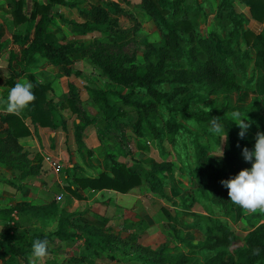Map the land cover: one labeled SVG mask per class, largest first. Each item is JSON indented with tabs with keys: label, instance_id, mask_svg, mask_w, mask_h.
<instances>
[{
	"label": "trees",
	"instance_id": "16d2710c",
	"mask_svg": "<svg viewBox=\"0 0 264 264\" xmlns=\"http://www.w3.org/2000/svg\"><path fill=\"white\" fill-rule=\"evenodd\" d=\"M242 1L248 6L252 19L264 22V0ZM64 3L74 5L77 2L47 0L44 4L33 1L30 13L26 14L22 11L23 1H15L14 23H25L28 32L33 29L30 42L20 49V63L23 69L30 62L33 53L38 52L51 64L61 66L63 73H71L68 67L71 63L70 55L80 52L81 44L77 45L73 42L55 45V38L48 30V24L55 16L51 12L53 5ZM141 3L164 40L163 46L148 50V54L153 55L156 60L152 61L148 56H145V60L141 63L125 56L115 57L108 61L94 56L89 60L94 68H99L100 75L128 90L120 92L104 90L100 87L90 88L93 101L98 105L104 118L114 127H118V117H124L128 111H135L137 117L133 125L136 134L143 137L145 135L143 125H146L154 138L162 139L164 133L154 121L159 104H163L173 113H184L183 108L192 95L191 86L201 88L206 95L228 93L241 91L239 79L243 78L257 95L264 96V26L259 33L250 31L246 27V18L238 13L231 0H221L219 3L221 11L217 14L223 17L222 10L231 7L228 21L230 20L232 28L227 33H211L210 35H203L198 30L200 5L193 7L188 0H141ZM121 12L122 8L118 3L98 0L91 3L89 9L83 11L88 17L83 22L79 23L65 18L63 22L65 25H71L72 30L80 33L106 31L110 34L117 28V16ZM235 36L240 37L250 51H238L234 43ZM13 38H16L15 34ZM3 46L4 43L0 41V50ZM12 56L14 55H11V58ZM249 64H251V75L247 77L246 70ZM32 84L36 99L26 109L32 120L42 127L54 128L59 123L63 125L64 120L58 113L57 103L47 97V86L34 79ZM162 84L175 85V87L172 90L162 91L158 88ZM138 90L148 95L150 100L148 102L137 100L135 93ZM110 94L117 97L114 103L109 100ZM65 100L72 106L76 101L71 97H66ZM172 101L174 105L171 104ZM229 110L239 112L249 118L254 138L241 139L238 136L240 130L222 109L210 110L204 115H194L199 123L212 118L221 120L224 139L220 155L222 156L223 151V156L219 162L209 158L205 154L203 145L193 139L196 168L191 170L183 163L189 178L196 179L202 195L208 199L206 192L208 189L209 199L219 205L220 212L225 217H214L211 213L201 214L195 215L193 221L189 223L190 228L204 235V238L196 244L185 241L189 248L193 249L196 246L199 249L204 257L203 263L182 251L166 253L143 246L131 239L132 234L122 237L119 233H105L94 227L83 229L82 234L86 247L95 253L107 250L110 257L119 255L137 264H185L189 261L193 264H264V214L247 215L229 200L228 189L220 183L222 180L235 177L242 169L251 168V162H246L241 154L242 149L244 147L250 150L254 148L256 133L264 132V117L261 115L262 111H260L257 99H253L246 106ZM2 121L8 127L0 130V163L19 170L21 176L34 173L35 166L28 164L26 152L22 150L17 139L29 133L27 126L21 117L8 113ZM75 124L76 133L79 135L83 127L77 125L76 122ZM165 127L167 131L165 139L176 148L178 134L180 136L179 131L185 129L184 126L176 122L175 118L168 117L165 120ZM238 144L239 147H237ZM138 146L146 148L141 142H138ZM183 146L185 147L184 144ZM172 167L173 164L170 161L153 160L148 164L138 162L132 168L116 163L111 166V175L102 172L97 177H79L78 179L82 188H110L123 193L145 181L151 191L163 196V183L154 172L164 171L171 178L173 176ZM69 170L70 168H67L65 173ZM66 187L70 194L79 196L73 188L68 185ZM187 193L186 189L185 194ZM187 200L186 195L182 197L180 204L182 209L192 208L193 197L190 202ZM16 210L22 213L25 208L16 207ZM11 213L12 209H0V218L10 222L13 220ZM231 215L234 219L246 217L248 221L252 218L263 220L247 231L243 237V243L232 251L231 246L237 241V235L226 219ZM69 219V215L59 218L57 229L48 234H43L37 229H31L32 231L29 232L30 229L18 231L15 228L14 232H11L12 226L4 228L0 231V249L3 248L10 259L18 256L27 262L25 255L36 240H49L52 236L76 239L78 234L69 230ZM255 250H258V254H255Z\"/></svg>",
	"mask_w": 264,
	"mask_h": 264
},
{
	"label": "crops",
	"instance_id": "0c3cea01",
	"mask_svg": "<svg viewBox=\"0 0 264 264\" xmlns=\"http://www.w3.org/2000/svg\"><path fill=\"white\" fill-rule=\"evenodd\" d=\"M15 1L0 0V41L4 43L0 50V130L8 127L2 121L7 114L3 111L2 102L6 101L9 90L17 82L28 80L32 83L33 79L47 86V97L57 103V110L64 124L59 123L54 128L39 126L26 110L19 116L29 133L18 137V143L26 152L28 164L35 166L36 171L21 176L19 170L0 163V209H12L13 217L10 222L0 218V231L12 226L11 232L15 228L18 231L30 229L29 232L37 229L48 234L57 229L59 218L69 215V230L79 236L75 240L52 236L48 240L49 255L43 264H137L119 255L110 257L107 250L95 253L87 248L82 234L85 227H94L105 233H119L122 237L132 234L131 239L143 246L166 253L182 251L203 263L204 257L199 249L196 246L191 249L185 242L191 240L196 244L202 239L199 236L192 237L197 239L194 242L190 239L192 235L183 234V231L192 232L196 229L189 227L192 213L182 209L176 200L178 185L173 170L171 178L164 171L154 172L163 183V196L151 191L145 181L124 193L110 188L92 189L80 186L79 177H97L102 172L111 175V166L116 163L132 168L138 162L148 164L150 161L163 159L151 158L147 154L148 149L140 148L138 142V149L129 153L123 142L116 146L112 138L107 137L112 124L104 118L93 101L90 88L118 90L120 86L100 75L85 58L70 55L69 74L63 73L61 66L51 64L38 52L33 53L24 69L21 67L20 49L30 42L33 29L28 32L25 23H14ZM22 1V11L26 14L30 13L33 1L44 4L47 2ZM65 1L77 3L53 5L51 12L55 16L48 24V30L55 38V45L69 44L75 40L77 31L72 30L71 25H65L63 18L83 22L88 18L83 11L89 9L90 3H94L89 0L87 7L83 8L80 4L82 1ZM105 1L120 5L119 0ZM247 20L248 18L246 27L249 26L251 31L259 33L262 30L264 23L251 18ZM14 34L16 38H13ZM251 53L253 54L252 51ZM11 55L14 56L11 58ZM101 82L105 85L100 86ZM250 91L256 95L254 99L263 97L252 89ZM66 97L76 99L73 106L67 103ZM75 122L83 127L79 135L76 133ZM49 154L58 159L62 165L60 170L53 169L45 162L44 157ZM67 168L70 170L65 173ZM67 185L79 196L70 194ZM16 207H23L25 211L19 213ZM29 249L25 262L18 256L10 259L1 248L0 264H29L32 246ZM185 264L193 263L189 261Z\"/></svg>",
	"mask_w": 264,
	"mask_h": 264
},
{
	"label": "rangeland",
	"instance_id": "374dc122",
	"mask_svg": "<svg viewBox=\"0 0 264 264\" xmlns=\"http://www.w3.org/2000/svg\"><path fill=\"white\" fill-rule=\"evenodd\" d=\"M79 1H82L80 4H82L81 6L85 8L87 7L88 2H96L97 0ZM231 1L233 2L234 8L240 13V15H244L248 18L247 21H249L251 18L249 8L244 4V2L242 0ZM188 2L193 7L200 5L198 30L201 34L210 35L211 33H227L232 28L230 20L228 21V15L231 12V7H227L222 10L223 17H219L217 14L218 11H221L219 7L221 0H188ZM119 3L122 8V12L118 15L119 22L117 24V28L111 31L112 35H110L111 33L108 34L106 31L101 33L88 32L84 35L80 34L78 31L76 32L74 38L75 40L73 41L77 45L79 43L81 44V53L78 51L73 54L74 58L82 57L85 58L86 61L90 62L89 60L94 56L105 61L115 57L125 56L128 58L131 57L133 61L141 63L145 60V56H148L150 60H156L153 55L148 54V50L163 46L164 40L150 16L145 12L141 0H119ZM257 22L264 23L261 21ZM257 25L255 26L257 27ZM252 32L256 33L254 31ZM234 43H236L238 51H250L249 47L244 45V42H242L240 37L235 36ZM96 70L97 72L100 71L98 67ZM246 72L247 77L251 75V64L248 65ZM106 83L108 84V82ZM239 83L241 85V91L217 93L212 95H206L201 88H193L191 86L190 89L192 90V95L188 99L186 106L183 108L184 113H173L160 103L159 110L154 120L155 123L161 127L162 133H164L162 139L160 140L151 135L146 125H143L145 134L143 137L136 134L133 125V122L137 117V113L135 111H128L127 115L124 117H118V127L111 125L109 128V134H107V137L112 138V141H114L116 146L119 142H123L125 150L132 153L133 150L136 151L138 149L137 142H141L146 146V149H148L147 154L151 155V158L154 157L157 160L163 159L162 161H171L173 163L175 181L178 185L176 200L180 205L183 196L185 197L186 195V199H188L187 202H190L193 197V206L188 210L193 215L189 220L190 223L195 218V215L201 214L209 215V213H211L214 217L225 218L220 212L219 205L213 203L209 199L210 192L208 189L206 190L208 194L207 199L202 195L201 188L196 182V179L191 180L189 178L188 171L185 168V165L191 170H195L196 168L194 162L195 155L193 153V139L199 141V143L203 145L205 154L209 158L219 162L221 159L220 148L222 147L223 140L213 133V128L215 127V123L217 121L221 123V120H219V118H212L211 120L199 123L197 119H195L194 115H204L207 111H219L222 109L225 115L230 120H233L232 113L234 112H231L229 109L246 106L256 97V95L250 91L251 88L246 84L243 78L239 79ZM79 85L84 86L82 83H79ZM99 85L102 86L105 85V83L101 82ZM173 87H175V85L162 84L158 86V88L162 91L172 90ZM117 89L118 90L116 91L120 92L128 91L121 87H118ZM135 98L144 102H148L150 100L148 95L143 94L139 90L135 93ZM257 99L262 113L260 111L259 112L264 117V96ZM109 100L111 103H114L117 100V97L110 94ZM171 104L174 105V101H172ZM241 116L247 118V116ZM168 117L175 118L176 122L180 123L185 128L179 131L180 136L178 134V145L176 148L172 147L168 143L167 139H165V134L167 132L165 120ZM245 138H254L252 125L248 129ZM126 151L124 152L125 154ZM186 189L188 191L187 194H185ZM226 219L229 226L237 235V241L232 244L231 251L243 243V237L247 231L263 221L259 218H252V220L248 221L246 220V217L234 219L233 215L226 217ZM183 232L186 236L187 233L192 235L190 239H193L192 241L194 242H196L197 239L195 240V238L192 237L199 236L201 239L204 237V235L200 234L198 230Z\"/></svg>",
	"mask_w": 264,
	"mask_h": 264
},
{
	"label": "clouds",
	"instance_id": "9594fccd",
	"mask_svg": "<svg viewBox=\"0 0 264 264\" xmlns=\"http://www.w3.org/2000/svg\"><path fill=\"white\" fill-rule=\"evenodd\" d=\"M33 88L34 85L28 80L15 83L9 90L6 101L2 102L3 111L20 116L36 99ZM232 117V122L240 129L238 136L241 139L245 138L251 127V121L248 117H242L239 112L232 113ZM213 133L221 140L224 139L223 125L219 121L215 123ZM241 154L246 162H251V168L242 169L235 177L222 180L220 183L228 189L229 200L246 214H264V132L258 131L254 148L250 150L244 147ZM48 243L47 239L33 242L31 255L28 258L29 264H43L49 255ZM255 254H258V250H255Z\"/></svg>",
	"mask_w": 264,
	"mask_h": 264
},
{
	"label": "built area",
	"instance_id": "2783aa9c",
	"mask_svg": "<svg viewBox=\"0 0 264 264\" xmlns=\"http://www.w3.org/2000/svg\"><path fill=\"white\" fill-rule=\"evenodd\" d=\"M44 160L46 163H48L49 166H51L55 170H60L62 168V165L58 162V159H56L51 154L46 155L44 157Z\"/></svg>",
	"mask_w": 264,
	"mask_h": 264
}]
</instances>
